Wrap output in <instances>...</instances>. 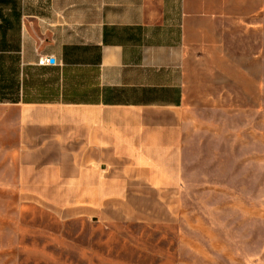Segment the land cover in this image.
<instances>
[{"label": "crops", "instance_id": "crops-1", "mask_svg": "<svg viewBox=\"0 0 264 264\" xmlns=\"http://www.w3.org/2000/svg\"><path fill=\"white\" fill-rule=\"evenodd\" d=\"M262 36L264 0H0V158L129 191L183 141L192 72L242 77Z\"/></svg>", "mask_w": 264, "mask_h": 264}, {"label": "rangeland", "instance_id": "rangeland-1", "mask_svg": "<svg viewBox=\"0 0 264 264\" xmlns=\"http://www.w3.org/2000/svg\"><path fill=\"white\" fill-rule=\"evenodd\" d=\"M255 49L242 77L192 72L183 141L129 191L110 177L43 189L25 159L0 158V264H264V44Z\"/></svg>", "mask_w": 264, "mask_h": 264}, {"label": "built area", "instance_id": "built-area-1", "mask_svg": "<svg viewBox=\"0 0 264 264\" xmlns=\"http://www.w3.org/2000/svg\"><path fill=\"white\" fill-rule=\"evenodd\" d=\"M50 63V59L47 57H40L38 60V65H45Z\"/></svg>", "mask_w": 264, "mask_h": 264}]
</instances>
